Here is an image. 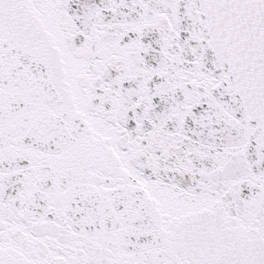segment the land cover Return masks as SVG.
<instances>
[{"label":"snow or ice","instance_id":"snow-or-ice-1","mask_svg":"<svg viewBox=\"0 0 264 264\" xmlns=\"http://www.w3.org/2000/svg\"><path fill=\"white\" fill-rule=\"evenodd\" d=\"M0 264H264V0H0Z\"/></svg>","mask_w":264,"mask_h":264}]
</instances>
